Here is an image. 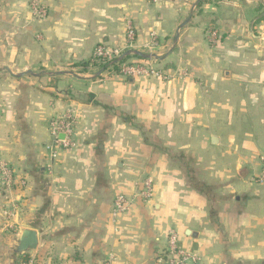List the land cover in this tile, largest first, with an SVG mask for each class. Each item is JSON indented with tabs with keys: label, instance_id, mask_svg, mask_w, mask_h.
Here are the masks:
<instances>
[{
	"label": "crops",
	"instance_id": "crops-1",
	"mask_svg": "<svg viewBox=\"0 0 264 264\" xmlns=\"http://www.w3.org/2000/svg\"><path fill=\"white\" fill-rule=\"evenodd\" d=\"M47 1L41 24L31 20L27 0H0V163L8 170L0 172V230L11 241L23 228L37 231L33 264H168L170 229L197 256L186 264H264V185L253 181L259 172L236 174L227 186L212 181L206 190L160 189L155 169H140L136 158L130 86L143 77L125 81L91 63L97 44L125 43L130 23L135 49L164 53L158 61L168 70L180 24L177 45L200 41L210 25L220 37L253 36L264 0H199L197 8L198 0ZM153 34L159 45L148 50ZM68 109L78 116L75 146L52 151L49 122ZM142 175L151 196L114 214L115 195L135 192Z\"/></svg>",
	"mask_w": 264,
	"mask_h": 264
},
{
	"label": "rangeland",
	"instance_id": "rangeland-1",
	"mask_svg": "<svg viewBox=\"0 0 264 264\" xmlns=\"http://www.w3.org/2000/svg\"><path fill=\"white\" fill-rule=\"evenodd\" d=\"M31 2L27 0L31 20L42 24L50 13L48 1ZM40 8L45 12H36ZM262 15L253 36L220 37L210 25L191 46L177 41L166 63L170 69L154 62L165 76L143 77L130 86L131 91L136 88V158L140 169H155L151 178L160 189L186 184L206 190L212 181H232L236 174L259 176L264 156V27L258 28L264 26ZM212 31H217L215 41L209 37ZM123 60L137 59L130 55ZM107 69L119 75L115 66ZM211 136L218 137L217 144L210 143ZM142 176L140 183L147 178ZM5 209L1 223L9 218ZM9 237L0 230V264H33L36 257L22 256L34 250L13 254L16 237Z\"/></svg>",
	"mask_w": 264,
	"mask_h": 264
},
{
	"label": "built area",
	"instance_id": "built-area-1",
	"mask_svg": "<svg viewBox=\"0 0 264 264\" xmlns=\"http://www.w3.org/2000/svg\"><path fill=\"white\" fill-rule=\"evenodd\" d=\"M39 0H32L31 4ZM36 12H45V9L40 8ZM125 43L122 46L109 47L103 44H97L91 54V63L104 64L103 68H111L116 65L117 73L124 78H138V77H158L161 78L166 75L152 59L138 60V61H114L126 50L135 49L136 33L133 26L128 23L125 29ZM210 39L215 41L217 32L210 33ZM159 45L156 36L153 34L147 44L145 45L148 50ZM78 116L73 110H66L61 115L54 117L49 122V134L51 137L52 151L56 149H71L75 146L74 128L77 124ZM54 152H52L53 154ZM262 169L258 176L261 183L264 184V156H261ZM0 172L7 175L8 170L5 165L0 163ZM152 194V184L150 178H146L140 188L130 194L118 193L113 200V213L120 214L127 211L136 198L146 199ZM167 257L168 264H186L187 261L197 259L193 253L183 249L178 244V235L174 229L167 232Z\"/></svg>",
	"mask_w": 264,
	"mask_h": 264
},
{
	"label": "water",
	"instance_id": "water-1",
	"mask_svg": "<svg viewBox=\"0 0 264 264\" xmlns=\"http://www.w3.org/2000/svg\"><path fill=\"white\" fill-rule=\"evenodd\" d=\"M199 3V0L194 4V6ZM184 23L180 24V27L183 26ZM179 27V28H180ZM179 28L176 31L175 37H174V41L173 44L175 45L178 39V32H179ZM133 55V56H137L139 58H143V59H148V58H154L156 60H161L164 57L163 56H159L157 54L154 53H145L142 52L140 50L137 49H129L124 51L115 61H121L125 58H127L128 56ZM9 73H12L11 70L8 67H4ZM26 72H21L18 73L17 76H22L24 75ZM210 142L211 144H217L218 143V137L217 136H211L210 137ZM38 233L35 229L32 228H23L20 232V235L16 238L15 240V246L12 250L13 254H23L25 252H29V251H33L36 250L37 246H38Z\"/></svg>",
	"mask_w": 264,
	"mask_h": 264
},
{
	"label": "trees",
	"instance_id": "trees-1",
	"mask_svg": "<svg viewBox=\"0 0 264 264\" xmlns=\"http://www.w3.org/2000/svg\"><path fill=\"white\" fill-rule=\"evenodd\" d=\"M134 57H136V56H134ZM123 61H124V60H123ZM115 67H116V65H115ZM22 257L27 258L28 256L23 255Z\"/></svg>",
	"mask_w": 264,
	"mask_h": 264
}]
</instances>
